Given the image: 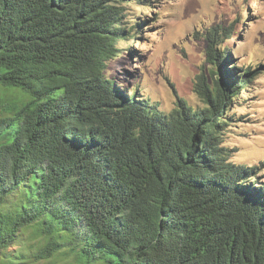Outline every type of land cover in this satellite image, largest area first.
I'll use <instances>...</instances> for the list:
<instances>
[{"label": "trees", "instance_id": "1", "mask_svg": "<svg viewBox=\"0 0 264 264\" xmlns=\"http://www.w3.org/2000/svg\"><path fill=\"white\" fill-rule=\"evenodd\" d=\"M131 1L0 0V264H264L260 168L224 139L254 75L234 31L206 35L205 106L165 112L107 73Z\"/></svg>", "mask_w": 264, "mask_h": 264}, {"label": "rangeland", "instance_id": "2", "mask_svg": "<svg viewBox=\"0 0 264 264\" xmlns=\"http://www.w3.org/2000/svg\"><path fill=\"white\" fill-rule=\"evenodd\" d=\"M128 12L137 19L125 18L123 26H141L117 42L107 73L116 89L129 95L138 84L136 94L165 112L183 103L205 106L196 89L199 77L212 86L218 77L207 60L206 35L219 24L234 31L221 47L229 46L230 66L239 74L250 66L254 75L227 111L224 139L236 160L260 168L258 179L251 178L264 183V0H138Z\"/></svg>", "mask_w": 264, "mask_h": 264}]
</instances>
